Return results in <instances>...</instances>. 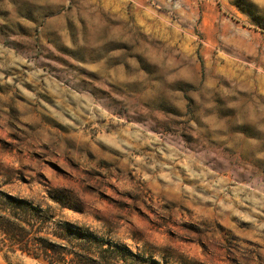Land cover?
Returning a JSON list of instances; mask_svg holds the SVG:
<instances>
[{"label":"rangeland","instance_id":"374dc122","mask_svg":"<svg viewBox=\"0 0 264 264\" xmlns=\"http://www.w3.org/2000/svg\"><path fill=\"white\" fill-rule=\"evenodd\" d=\"M0 190L160 264H264V0H0Z\"/></svg>","mask_w":264,"mask_h":264},{"label":"trees","instance_id":"16d2710c","mask_svg":"<svg viewBox=\"0 0 264 264\" xmlns=\"http://www.w3.org/2000/svg\"><path fill=\"white\" fill-rule=\"evenodd\" d=\"M0 255L39 264H160L1 190Z\"/></svg>","mask_w":264,"mask_h":264}]
</instances>
